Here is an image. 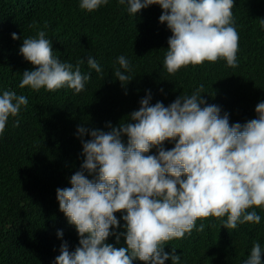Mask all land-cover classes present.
<instances>
[{
	"label": "trees",
	"instance_id": "trees-1",
	"mask_svg": "<svg viewBox=\"0 0 264 264\" xmlns=\"http://www.w3.org/2000/svg\"><path fill=\"white\" fill-rule=\"evenodd\" d=\"M232 12L239 36L238 67H228L221 59L182 67L173 75L163 67L172 33L159 20L160 5L135 17L118 0L94 12L81 10L79 0H0V93L9 90L28 98V105L0 134V264H54L62 244L66 242L70 252L81 246L77 229L57 200V189L71 187L70 178L86 159L82 141L91 136L80 137L78 127L89 133L110 131L109 124L119 126L140 109L149 91L153 105L162 102L167 107L201 84L202 98L219 106L221 115L228 113L230 125L257 118L255 109L264 101V0H235ZM39 30L46 32L61 61H85L81 71H91L92 78L79 94L67 87L51 92L19 87L22 74L34 69L19 49L24 38L35 37ZM12 33L20 39L14 40ZM120 55L132 67L125 85L113 75ZM88 56L95 57L102 74L88 68ZM127 139L122 136L125 145ZM164 147L170 150L174 143L166 141ZM255 210L259 224H238L235 229L223 228L221 218H200L196 225L203 223V231L194 229L166 242L165 251L171 254L174 248L180 264H243L254 242L264 247V211ZM124 214L115 213L121 225L113 229L117 233L125 231ZM61 230L62 238L57 235ZM106 243L127 247L124 236L119 243L110 236Z\"/></svg>",
	"mask_w": 264,
	"mask_h": 264
},
{
	"label": "clouds",
	"instance_id": "clouds-1",
	"mask_svg": "<svg viewBox=\"0 0 264 264\" xmlns=\"http://www.w3.org/2000/svg\"><path fill=\"white\" fill-rule=\"evenodd\" d=\"M109 0H79L81 10L94 12ZM235 0H118L130 16L151 5L163 9L159 20L172 35L168 39L163 67L175 74L182 67L205 61H226L238 67L239 36L232 8ZM47 27V25H45ZM14 40L20 39L12 33ZM20 54L33 70L25 71L19 84L39 92L70 88L76 94L85 89L91 71L82 73V59L76 65L53 54V42L39 30L23 39ZM89 69L102 74L93 56ZM119 67H116V65ZM113 75L125 85L131 80L129 59L120 55ZM201 84L191 95H181L167 107L151 103L149 91L139 110L110 131L78 127L83 137L82 170L70 178L71 187L57 189L60 211L74 225L80 247L69 251L65 242L54 264H180L181 257L165 251L166 242L183 238L195 229L203 231L200 218H221L223 228L261 222L255 208L264 211V101L255 111L257 118L230 125L229 114L203 99ZM28 98L14 91L0 93V134L10 118L17 117ZM19 125V120L16 121ZM127 136V145L122 141ZM173 142L166 150L164 143ZM155 148L156 154H147ZM147 154V155H146ZM89 177H92L89 179ZM249 209H252L249 211ZM126 212L125 231L115 213ZM226 217V219H225ZM57 235L63 237V232ZM124 236L127 247L106 243ZM243 264H264V247L254 242Z\"/></svg>",
	"mask_w": 264,
	"mask_h": 264
}]
</instances>
